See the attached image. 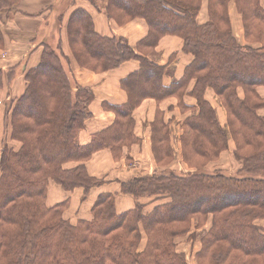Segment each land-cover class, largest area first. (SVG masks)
Returning a JSON list of instances; mask_svg holds the SVG:
<instances>
[{"label": "trees", "instance_id": "16d2710c", "mask_svg": "<svg viewBox=\"0 0 264 264\" xmlns=\"http://www.w3.org/2000/svg\"><path fill=\"white\" fill-rule=\"evenodd\" d=\"M10 1L0 0V8ZM231 1L208 0L209 20L199 23L203 0H108L105 11L119 24L134 18L147 22L148 33L136 46L97 32L86 9L72 11L68 39L81 65L106 71L137 59L140 66L121 81L128 101L111 106L116 121L86 144L79 143L78 132L91 116L92 90L73 91L55 49H44L27 71L28 87L10 115L11 138L20 147L5 143L0 161V264H188L178 239L198 216L211 218L199 264H264V230L258 224L264 220V115L259 112L264 99L257 91L264 85V8L261 0H234L248 43L242 45L231 24ZM166 35L182 37L184 51L193 55L184 75L169 85L163 84L169 66L148 57ZM192 79L199 110L183 124L184 160H212L228 148L230 134L234 156L248 175L199 170L137 175L121 183V192L137 200L133 208L118 212L115 194L102 192L92 219L77 222L63 216L67 200L46 204L50 180L67 191L84 187L86 193L101 185L85 161L105 146L119 156L121 144L134 137L132 113L142 99L181 95ZM208 88L223 101L228 131L205 97ZM152 139L159 165H168L169 124L160 115L152 124ZM71 161L78 163L66 167ZM155 201L160 203L146 209Z\"/></svg>", "mask_w": 264, "mask_h": 264}, {"label": "crops", "instance_id": "0c3cea01", "mask_svg": "<svg viewBox=\"0 0 264 264\" xmlns=\"http://www.w3.org/2000/svg\"><path fill=\"white\" fill-rule=\"evenodd\" d=\"M107 1L96 0L94 4L91 0H14L11 6L0 8V28L3 35V42L0 44V160L5 141L8 139L6 137L9 129L6 118V114L9 113L7 104L21 94L25 70L39 62L40 44L44 41L58 44L60 38L61 49L68 57L64 66L76 77L78 84L89 86L94 91L95 96L90 104L91 116L85 121V126L79 133V142L89 143L96 132L108 128L116 121L117 114L111 106L123 105L128 101V93L122 88L121 81L139 68V60L130 59L116 68L99 73L81 68L73 59L67 34L69 14L76 8H84L91 14L97 32L108 36L124 37L130 45L136 46L148 33L146 21L143 18H134L119 24L107 15L105 6H102ZM262 2L264 4V0ZM228 10L236 36L244 41L242 16L234 1L229 3ZM60 18L61 32L57 33L55 31ZM207 20L208 0H203L198 21L205 23ZM183 47L182 37L166 35L149 53L148 57L154 62L169 66L163 76V84L169 85L180 79L184 75L185 68L192 61L193 55L185 52ZM194 85L195 80L192 79L181 95L175 94L160 100L153 97L142 100L133 111L134 137L121 144L120 155H114L111 148L106 147L96 151L90 159L85 161L89 174L103 180V183L93 187L85 196L84 189L81 187L67 192L51 180L46 197L48 206L59 203L55 201L66 196L64 200H68L70 204L64 216L77 222L81 219L77 218L83 212L86 215L92 214L93 204L100 193L111 192L116 196L117 211L122 212L133 208L137 202L134 196L121 192L123 181L137 175L165 170L181 172L180 170L189 169L192 171V168L182 165L184 159L180 139L184 131L185 119L199 110L197 99L191 93ZM258 91L264 95V86H260ZM240 93L243 95L242 90ZM205 97L215 107L219 122L224 127L227 123V113L220 97L212 88L205 91ZM158 115L169 124V133L173 134L171 144L175 159L166 166H160L153 153L152 124ZM230 148L234 150L233 143H230ZM223 157L225 158V153H222L221 159H224ZM77 163L78 161H71L65 166L74 167ZM224 163L232 164L231 160ZM212 169V163H210L205 170ZM85 205L86 209H84Z\"/></svg>", "mask_w": 264, "mask_h": 264}, {"label": "rangeland", "instance_id": "374dc122", "mask_svg": "<svg viewBox=\"0 0 264 264\" xmlns=\"http://www.w3.org/2000/svg\"><path fill=\"white\" fill-rule=\"evenodd\" d=\"M92 1V0H91ZM232 1H234V0H232ZM11 2V4L13 3L12 1H10ZM94 4H96V0H93L92 1ZM235 2V1H234ZM203 3V2H202ZM260 3H261V5H262V7L264 8V4H263V2H262V0L260 1ZM102 6H105V5H103L102 4ZM201 7H202V5H201ZM200 13V12H199ZM70 16H71V13L69 14V18H70ZM242 16V15H241ZM208 20H209V12H208ZM207 20V21H208ZM230 20H231V24H232V19L230 18ZM206 21V22H207ZM68 22H69V19H68ZM147 23V22H146ZM62 24H61V18H60V21L58 22V25H57V28H56V31L55 32H61V29H59L60 28V26H61ZM232 27H233V24H232ZM95 28V27H94ZM234 28V27H233ZM1 29V28H0ZM67 34H68V23H67ZM58 35V34H57ZM237 37V39H238V41L242 44V45H246V44H248L247 43V41H246V39L244 38V41H241L239 38H238V36H236ZM244 37H245V34H244ZM57 38H59V37H57ZM69 38V37H68ZM126 39V38H125ZM62 40L59 38V40H58V44L57 43H55V42H50V41H44V42H42L41 44H40V50H41V55H42V52H43V50L44 49H55L56 50V52L59 54V56L61 57V59H62V63H63V65L65 64V62L66 61H68V57L64 54V52H63V50L61 49V46H60V44L62 43L61 42ZM68 41H69V39H68ZM159 43V42H158ZM69 45H70V43H69ZM260 45V43L259 44H255V46H259ZM58 46V47H57ZM70 49H71V53H72V56H73V59L76 61V63H77V65H79L81 68H86V69H89L90 71H94V72H97V73H99V72H104V71H102V70H95V69H92V68H90V67H88L87 68V66H83V65H81L80 63H79V61H78V59L76 58V56L74 55V53H73V49L71 48V46H70ZM40 59H41V57H40ZM40 61V60H39ZM39 63V62H38ZM37 63V64H38ZM36 64V65H37ZM35 66V65H34ZM31 68V67H30ZM30 68H27L26 70H25V73H24V82H23V90H22V92H21V94L19 95V96H17V97H14L10 102H9V104H7V110L9 111V113L8 114H6V118H7V121H8V126H9V129H8V131H7V133H6V137H8V139H6L7 141H5V143H7V144H9L12 148H14V149H16V148H19L20 147V143H19V141H17V140H13L12 138H11V125H10V115H11V112H12V110H13V107H14V105L17 103V100L26 92V89H27V87H28V81L25 79V74L27 73V71L30 69ZM64 68H65V70H66V72H67V74H68V76L70 77V79H72L73 78V85H74V89H73V91H77V89H78V87L79 86H84V87H88V88H90L91 90H92V92H93V99H94V91H93V89L91 88V87H89V86H85V85H82V84H78V80L76 79V77L70 72V71H68L67 69H66V67L64 66ZM70 73L73 75V77L71 78V75H70ZM261 86H264V85H261ZM260 86H258V88H259ZM258 88H257V91H258ZM240 90H242V89H240ZM242 92H243V90H242ZM259 92V91H258ZM259 94L263 97V99H264V95H262L260 92H259ZM243 95H244V92H243ZM242 95V96H243ZM143 100V99H142ZM93 101V100H92ZM91 101V102H92ZM142 102V101H141ZM140 102V103H141ZM221 102H222V104H223V101L221 100ZM139 103V104H140ZM91 104V103H90ZM211 104V103H210ZM212 105V104H211ZM138 106V105H137ZM213 106V105H212ZM223 106H224V104H223ZM214 109H215V107H213ZM89 110H90V105H89ZM112 110H114L113 108H112ZM216 110V109H215ZM224 110L226 111V113H227V117H228V112H227V110H226V108H225V106H224ZM134 111V110H133ZM91 112V111H90ZM114 112H115V110H114ZM261 114H263L264 115V107L262 108V109H260V111H259ZM133 114V113H132ZM216 115H217V111H216ZM218 117V116H217ZM219 120V119H218ZM183 128H184V126H183ZM224 128L228 131V126H227V123H226V125H224ZM83 129V128H82ZM81 129V130H82ZM80 130V131H81ZM133 130H134V128H133ZM80 131L78 132V136H79V133H80ZM101 131V130H100ZM184 132V131H183ZM171 135H173V134H171ZM171 135H170V133H169V140H168V142H167V144H169L170 145V147H171V150H172V157H171V159L169 160V162H173V159H175V153H174V148H173V146H172V144H171ZM175 138V137H174ZM125 140H127V138L125 139ZM181 140V139H180ZM79 141V140H78ZM80 143V142H79ZM230 143H233L234 144V147H235V141L233 140V138L230 136V134H229V144H228V148L227 149H225V150H222V152H220L219 153V155L217 156V157H213V159L211 160V159H209V160H206V161H204V160H202V159H198V158H195L193 161H191L190 163H187L185 160H183L184 162H182V165L183 166H188V167H190V165H194L195 166V164H196V162H198V164H201V166L199 167V169H196L195 167H190V168H192L193 170L192 171H190L189 169L187 170V171H184V170H180L181 172H177V173H181V174H189L190 172H193V171H195V170H199V171H203V172H206V173H214V172H217V171H219V172H225V173H228V174H233V175H237V174H240V173H243V174H245V175H248V173L246 172H244L245 170H243L241 167H242V163H241V161H238L236 158H235V156H234V150L232 151L231 150V148H230ZM181 144H182V142H181ZM106 147H108V148H110L109 146H105V147H102V148H106ZM102 148H99L98 150H100V149H102ZM235 149V148H234ZM97 150V151H98ZM95 153V152H94ZM93 153V154H94ZM222 153H225V158L224 159H221V157H222ZM92 154V155H93ZM2 156V155H1ZM183 156V155H182ZM92 157V156H91ZM90 157V158H91ZM89 158V159H90ZM184 159V158H183ZM230 160H231V165H228L229 163H227V164H225L224 162H230ZM1 161V160H0ZM210 163H212V170H209V171H206L205 169L207 168V166L210 164ZM223 164H224V166H223ZM1 170V169H0ZM176 172V171H175ZM147 175H150V174H147ZM11 178H13L12 176H11ZM51 181V180H50ZM49 181V182H50ZM57 183V182H56ZM49 185V184H48ZM60 185V184H59ZM61 186V185H60ZM63 188V187H62ZM77 188H80V187H77ZM81 188H83L84 189V192H85V196L88 194V193H86V191H85V188L84 187H81ZM64 189V188H63ZM76 189V188H75ZM75 189H73V190H75ZM92 189V188H91ZM90 189V190H91ZM65 190V189H64ZM73 190H70V191H67V190H65V191H67V192H71V191H73ZM89 190V191H90ZM47 192H48V188H47ZM64 196V195H63ZM46 197H47V193H46ZM66 198V196H64V197H62V199H60L59 201H55V203H57V202H60V201H62V200H64ZM68 201V200H67ZM55 203H53V204H55ZM157 203H160V201H155V202H152V203H149V204H147V206H146V209H151L155 204H157ZM47 204V203H46ZM69 201H68V204H67V206H66V208L64 209V211H63V216H64V212H65V210L66 209H68V207H69ZM48 205V204H47ZM84 209H86V205H85V207H84ZM92 217H93V214H89V215H86L84 212L77 218V219H79V218H81V219H88V220H90V219H92ZM64 218H66L65 216H64ZM66 219H68V218H66ZM77 219H74V220H77ZM70 220V219H69ZM71 221V220H70ZM73 222V221H72ZM190 224V226H189V231L188 232H186L185 233V235H183L182 237H180V239H178V246H177V249L180 251V252H183L184 254H185V256H186V260H187V262H188V264H199V261H198V256H197V254H198V252H199V250L201 249V247H202V243H201V238L207 233V231L209 230V228H210V226H211V218L210 217H208V218H203V217H195V218H193V220L189 223ZM258 224H259V226H261L262 227V229L264 230V220H259L258 221ZM144 242H145V240H144Z\"/></svg>", "mask_w": 264, "mask_h": 264}]
</instances>
